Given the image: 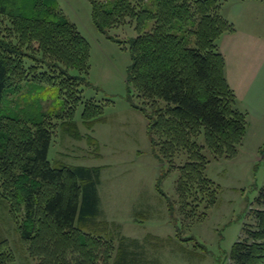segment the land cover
<instances>
[{
    "label": "trees",
    "instance_id": "16d2710c",
    "mask_svg": "<svg viewBox=\"0 0 264 264\" xmlns=\"http://www.w3.org/2000/svg\"><path fill=\"white\" fill-rule=\"evenodd\" d=\"M225 2L90 0L101 31L135 23L128 82L142 102L129 100L147 117L160 162L172 167L179 151L187 155L176 166L177 200L158 189L182 223L200 219L217 199L205 151L214 159L235 158L248 128L219 50L220 37L235 31L222 13ZM89 57V42L56 0H0V198L36 264L126 263L117 260L120 244L108 222L96 220L100 167L48 159L56 125L81 138L74 120L80 104L86 129L105 120L103 104L83 97ZM86 140L98 156L97 139ZM254 205L253 222L243 224L224 264H264V185ZM10 250L0 238V264L13 261Z\"/></svg>",
    "mask_w": 264,
    "mask_h": 264
},
{
    "label": "rangeland",
    "instance_id": "374dc122",
    "mask_svg": "<svg viewBox=\"0 0 264 264\" xmlns=\"http://www.w3.org/2000/svg\"><path fill=\"white\" fill-rule=\"evenodd\" d=\"M56 3L89 42L90 68L83 97L103 104L105 120L92 130L86 129L80 104L74 120L81 138L74 139L56 125L48 159L52 163L59 160L70 165L100 167L96 220L107 221L116 246L120 244L118 261L124 258L125 264L226 263V254L237 241L243 224L253 222L255 199L264 185V112L261 116L256 110L246 111L247 133L235 158L214 159L205 151L210 159L206 174L218 186L217 199L200 219L182 223L176 212L174 216L169 212L167 200L158 189L172 201L177 200L176 166L184 164L187 155L179 151L172 167L160 162L147 134L148 119L129 100L133 96L136 104L142 102L131 92L128 82L129 39L137 35L135 23L101 31L93 22L90 0ZM262 13L259 20L264 21ZM88 135L99 143L98 156L87 143ZM0 238L8 240L14 255L9 264H36L21 240L8 203L1 198Z\"/></svg>",
    "mask_w": 264,
    "mask_h": 264
},
{
    "label": "crops",
    "instance_id": "0c3cea01",
    "mask_svg": "<svg viewBox=\"0 0 264 264\" xmlns=\"http://www.w3.org/2000/svg\"><path fill=\"white\" fill-rule=\"evenodd\" d=\"M226 7V8H225ZM225 17L235 26L223 34L219 50L224 56L227 81L236 94L239 109L264 112V2L233 0L224 4ZM262 16V20H263Z\"/></svg>",
    "mask_w": 264,
    "mask_h": 264
}]
</instances>
